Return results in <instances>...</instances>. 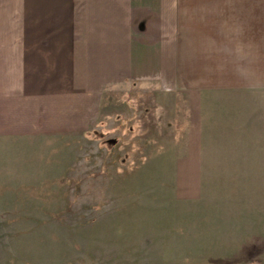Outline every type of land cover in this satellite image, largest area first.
I'll use <instances>...</instances> for the list:
<instances>
[{"label": "rangeland", "instance_id": "374dc122", "mask_svg": "<svg viewBox=\"0 0 264 264\" xmlns=\"http://www.w3.org/2000/svg\"><path fill=\"white\" fill-rule=\"evenodd\" d=\"M153 89L104 87L77 132L0 124V264H264V170L191 171L188 111Z\"/></svg>", "mask_w": 264, "mask_h": 264}, {"label": "crops", "instance_id": "0c3cea01", "mask_svg": "<svg viewBox=\"0 0 264 264\" xmlns=\"http://www.w3.org/2000/svg\"><path fill=\"white\" fill-rule=\"evenodd\" d=\"M125 82L180 97L191 171L264 170L262 0H0L1 125L84 130Z\"/></svg>", "mask_w": 264, "mask_h": 264}]
</instances>
